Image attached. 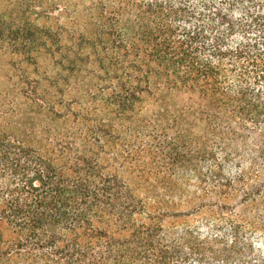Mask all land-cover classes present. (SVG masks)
Listing matches in <instances>:
<instances>
[{
    "label": "trees",
    "instance_id": "1",
    "mask_svg": "<svg viewBox=\"0 0 264 264\" xmlns=\"http://www.w3.org/2000/svg\"><path fill=\"white\" fill-rule=\"evenodd\" d=\"M257 200L264 0H0V264H264Z\"/></svg>",
    "mask_w": 264,
    "mask_h": 264
},
{
    "label": "rangeland",
    "instance_id": "2",
    "mask_svg": "<svg viewBox=\"0 0 264 264\" xmlns=\"http://www.w3.org/2000/svg\"><path fill=\"white\" fill-rule=\"evenodd\" d=\"M231 201H232L231 208L233 209V216L234 217L238 216L239 214H241L240 203L235 200H231ZM190 205L191 203L184 204V205H181L180 208L181 209L188 208ZM261 205L262 204L257 200L256 207H255L257 208V213H253V214L248 213L246 218L249 220H253L254 218V219L261 221V224H264V207ZM205 214L206 213L203 211L200 214H197V215H194L193 217L188 218L187 219L188 223L191 226H196L200 232H204V229H202L200 225L202 221V216ZM183 223H184V218H170L167 221L166 225L172 227V226L182 225ZM248 230L249 231L251 230V226L248 227ZM260 242H263V241L260 240ZM253 245H254L255 250L258 251L259 249L261 254L264 255V242L263 243L256 242Z\"/></svg>",
    "mask_w": 264,
    "mask_h": 264
}]
</instances>
